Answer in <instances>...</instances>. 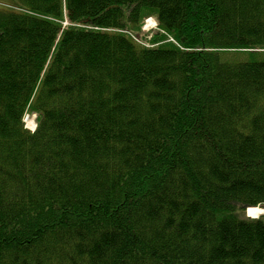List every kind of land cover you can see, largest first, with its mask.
<instances>
[{
  "label": "trees",
  "instance_id": "obj_1",
  "mask_svg": "<svg viewBox=\"0 0 264 264\" xmlns=\"http://www.w3.org/2000/svg\"><path fill=\"white\" fill-rule=\"evenodd\" d=\"M255 206L264 0L0 5V264H264Z\"/></svg>",
  "mask_w": 264,
  "mask_h": 264
},
{
  "label": "rangeland",
  "instance_id": "obj_2",
  "mask_svg": "<svg viewBox=\"0 0 264 264\" xmlns=\"http://www.w3.org/2000/svg\"><path fill=\"white\" fill-rule=\"evenodd\" d=\"M13 1H11V0H0V5L9 4V3H12ZM61 22H62L63 27H66L67 25L70 24V22L66 18H63V20H61ZM162 35H164V34L161 33V30L158 27L157 20L153 16L147 17L145 19L143 25L138 30L133 32V36L135 38H137L140 42H145V43L152 42L151 41L152 39H155L156 37H159ZM167 38H168L167 40L175 41V39L172 36H170V37L168 36ZM161 41H163V40H161ZM25 120H26V125L27 124L32 125L31 122H33V121L35 122V125H36V114L35 113H33V114L28 113L25 117ZM28 128H30V127H28ZM30 129L33 130V127ZM258 207H260L262 209V213H259L258 216L263 215L264 214V207L263 206H258ZM250 216H251V212H250Z\"/></svg>",
  "mask_w": 264,
  "mask_h": 264
},
{
  "label": "bare ground",
  "instance_id": "obj_3",
  "mask_svg": "<svg viewBox=\"0 0 264 264\" xmlns=\"http://www.w3.org/2000/svg\"><path fill=\"white\" fill-rule=\"evenodd\" d=\"M132 34V33H131ZM31 124H34V122H31ZM262 213V209L258 206L251 208V216L252 217H258V214ZM260 216V215H259Z\"/></svg>",
  "mask_w": 264,
  "mask_h": 264
}]
</instances>
